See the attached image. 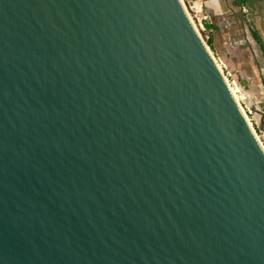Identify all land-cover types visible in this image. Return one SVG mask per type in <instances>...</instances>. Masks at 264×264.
<instances>
[{
	"label": "water",
	"instance_id": "1",
	"mask_svg": "<svg viewBox=\"0 0 264 264\" xmlns=\"http://www.w3.org/2000/svg\"><path fill=\"white\" fill-rule=\"evenodd\" d=\"M181 0H0V264H264V150Z\"/></svg>",
	"mask_w": 264,
	"mask_h": 264
},
{
	"label": "rangeland",
	"instance_id": "2",
	"mask_svg": "<svg viewBox=\"0 0 264 264\" xmlns=\"http://www.w3.org/2000/svg\"><path fill=\"white\" fill-rule=\"evenodd\" d=\"M183 5L207 46V41L210 37L213 39L216 29L226 34V43L221 45L222 48L214 37L219 52H214L210 46L208 49L221 66V74L233 89L237 102L264 149V50L261 43L244 36L245 26L233 14L226 0L217 8L213 0H183ZM241 14L248 25L255 27V23H258L264 29V0H247ZM207 25L215 28L210 30ZM221 53H224L226 60L221 57Z\"/></svg>",
	"mask_w": 264,
	"mask_h": 264
},
{
	"label": "flooded vegetation",
	"instance_id": "3",
	"mask_svg": "<svg viewBox=\"0 0 264 264\" xmlns=\"http://www.w3.org/2000/svg\"><path fill=\"white\" fill-rule=\"evenodd\" d=\"M233 10H231L234 15L238 16V18L240 19V21L244 24L245 28L243 29V34L246 38L251 37L255 42H258L259 44L262 42V44L264 45V29H259V26L257 25V23H255V27H252L250 25L247 24V22L245 21L244 16L241 14L242 10L240 9H235L234 7H231ZM236 12V14H235ZM241 14V15H240ZM232 30V29H231ZM239 32H241V30H239ZM256 33L257 35H259L260 40H258L256 38ZM235 36V34H234ZM236 39V38H235ZM241 45V44H240ZM261 45V44H260ZM263 46L261 45V48ZM264 54V53H263Z\"/></svg>",
	"mask_w": 264,
	"mask_h": 264
},
{
	"label": "crops",
	"instance_id": "4",
	"mask_svg": "<svg viewBox=\"0 0 264 264\" xmlns=\"http://www.w3.org/2000/svg\"><path fill=\"white\" fill-rule=\"evenodd\" d=\"M214 1V6L217 8V6H221V5H223L224 4V1L225 0H213ZM217 1V2H216ZM226 1H228V3H229V6L230 7H236V5H235V2L237 1V0H226ZM219 4V5H218ZM221 4V5H220ZM239 9L240 10H242V6L241 7H239ZM246 10V9H245ZM244 10V11H245ZM247 11V10H246ZM255 13H257V11H254ZM217 13V12H216ZM234 14V13H233ZM232 16H234V15H232ZM257 25H258V23H257ZM259 26V25H258ZM215 27H212V29H210V30H213ZM259 29H261V27H259ZM214 34H213V36L215 37V38H217V40L219 41V47L220 48H222L221 47V45L222 44H224V43H226L225 42V38H226V34L223 32V31H214L213 32ZM214 38V39H215ZM240 44H244V43H240ZM261 45L263 46L262 47V49L264 50V45L262 44V42H261ZM226 46V45H225Z\"/></svg>",
	"mask_w": 264,
	"mask_h": 264
},
{
	"label": "bare ground",
	"instance_id": "5",
	"mask_svg": "<svg viewBox=\"0 0 264 264\" xmlns=\"http://www.w3.org/2000/svg\"><path fill=\"white\" fill-rule=\"evenodd\" d=\"M181 2H182V4H183V0H181ZM184 6V5H183ZM185 7V6H184ZM186 10V9H185ZM186 12H187V10H186ZM188 14V13H187ZM189 16V15H188ZM190 18V20H191V22L193 23V26L195 27V29L197 30V27H196V25H195V23L192 21V19H191V17H189ZM197 32L199 33V31L197 30ZM200 35V34H199ZM209 50V49H208ZM209 52H210V54H211V56H212V59H213V61H214V63L216 64V66H217V68H218V70H219V72L221 73L222 71V69H221V66L218 64V62H217V60H216V58L214 57V55L212 54V52L209 50ZM223 76V75H222ZM224 78V80H225V82H226V84H227V86H228V88H229V90L231 91V93H232V95H233V97H234V99H235V101L237 102V98L235 97V93H234V91H233V89L230 87V85L228 84V82H227V80L225 79V77H223ZM237 104H238V106H239V108H240V110H241V112H242V114H243V116L245 117V119L247 120V117L245 116V113L243 112V110H242V108L240 107V105H239V103L237 102ZM247 122H248V124H249V126L251 127V125H250V123H249V121L247 120ZM252 129V128H251ZM253 130V129H252ZM254 132V131H253ZM255 134V133H254ZM255 136H256V134H255ZM263 148V147H262ZM264 150V149H263Z\"/></svg>",
	"mask_w": 264,
	"mask_h": 264
},
{
	"label": "trees",
	"instance_id": "6",
	"mask_svg": "<svg viewBox=\"0 0 264 264\" xmlns=\"http://www.w3.org/2000/svg\"><path fill=\"white\" fill-rule=\"evenodd\" d=\"M246 2H247V0H237V1L235 2V5H236L235 9H239V7L243 6ZM235 14H236V12H235ZM207 27H208L209 29H212V27H210L209 25H207ZM216 31H218V30L216 29ZM256 38H257L258 40H260L259 35H257V33H256ZM207 42H208V45L211 47V49H212L214 52H216V51L219 52L218 49H217L216 43L214 42V37H213V39H212V37H210L209 40H208ZM220 55H221V57H222L224 60H226V58H225V56H224V53H221Z\"/></svg>",
	"mask_w": 264,
	"mask_h": 264
},
{
	"label": "built area",
	"instance_id": "7",
	"mask_svg": "<svg viewBox=\"0 0 264 264\" xmlns=\"http://www.w3.org/2000/svg\"><path fill=\"white\" fill-rule=\"evenodd\" d=\"M246 11V10H245Z\"/></svg>",
	"mask_w": 264,
	"mask_h": 264
}]
</instances>
